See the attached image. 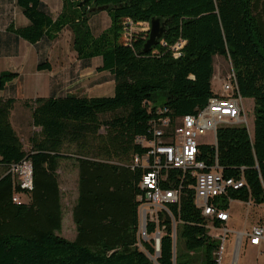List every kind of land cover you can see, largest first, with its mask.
I'll use <instances>...</instances> for the list:
<instances>
[{
  "label": "trees",
  "instance_id": "1",
  "mask_svg": "<svg viewBox=\"0 0 264 264\" xmlns=\"http://www.w3.org/2000/svg\"><path fill=\"white\" fill-rule=\"evenodd\" d=\"M60 1L53 18L41 0H14L28 24L11 22L7 33L34 46L71 29L77 59H100L96 71L110 74L114 91L110 97L70 93L24 100L32 127L39 129L28 150L10 122L16 100L0 97V264H154L149 257L156 264H217L221 242L209 235L208 221L194 204V179L181 170H169V180L161 183L180 192L179 203L167 207L171 217L161 211L158 225L146 226L150 238L157 227L161 231L158 255L152 239L139 247L140 182L147 171L132 168L134 156L146 152L136 139L152 138L153 120L203 108L215 96L213 58L223 57L241 97L253 100V135L244 126H220L216 146L200 145L197 161L208 171L216 160L224 178L245 182L216 199L220 209L228 210L229 201L264 204V0ZM105 6L109 26L94 36L90 9ZM151 19L160 20L164 33L148 52L147 33L125 41L129 22ZM36 70L49 72L51 64L40 61ZM18 77L0 72V91ZM159 94L163 102L157 105ZM25 160L32 167L31 190H22L10 172ZM66 161L77 172L72 241L59 235L58 170ZM15 194L25 200L14 203Z\"/></svg>",
  "mask_w": 264,
  "mask_h": 264
},
{
  "label": "built area",
  "instance_id": "2",
  "mask_svg": "<svg viewBox=\"0 0 264 264\" xmlns=\"http://www.w3.org/2000/svg\"><path fill=\"white\" fill-rule=\"evenodd\" d=\"M149 26L148 23L133 24L129 22L126 28L132 31L126 34L127 29L125 30V41L128 43L136 32L149 34ZM180 47L181 44L174 48V57L178 56L177 51ZM214 94L215 96L211 97L207 104L195 114L173 120L165 116L151 121L152 138L139 137L136 139V143L146 148V152L142 156H134L132 168L140 167L147 171L140 182V188L144 192L139 198L138 242L140 247L141 241L148 242L152 239L156 256L159 251L161 231L157 227L150 238L146 233V226L149 223L157 226L158 215L161 211L171 217L167 207L179 203L180 192L163 189L161 183H166L169 180V170H181L184 173L190 172L194 179V204L208 221L206 227L209 230V235L221 242L216 256L217 264H222V247L230 234L226 225L230 216L227 210L218 207L216 199L226 194L229 189H242L245 182L242 178L236 180L224 178L216 160L215 165L205 171L204 163L197 161V156L200 145L216 146V131L218 127L225 126L221 124L248 128L249 123L244 98L239 94L236 77L231 66L230 71L221 81L220 92H214ZM208 137L210 141L205 140ZM10 172L22 190L32 189V167L29 161L25 160L13 166ZM22 196L15 194L13 202H22ZM231 202L229 201V205ZM244 204L250 206V203ZM214 221H219L221 226H214ZM247 245L258 248L264 254V220L256 224L251 232L237 237L234 251L236 252L237 249L240 250ZM149 258L156 264L155 257Z\"/></svg>",
  "mask_w": 264,
  "mask_h": 264
},
{
  "label": "rangeland",
  "instance_id": "3",
  "mask_svg": "<svg viewBox=\"0 0 264 264\" xmlns=\"http://www.w3.org/2000/svg\"><path fill=\"white\" fill-rule=\"evenodd\" d=\"M50 15L56 16L60 12V0H41ZM0 36H7L6 27L11 22L18 24L20 10L16 7L14 0H0ZM88 26L94 36L101 33L109 26V19L106 12L100 11L94 13L88 21ZM149 26V30H150ZM127 29V28H126ZM132 30L127 29L129 34ZM9 50L11 57L15 56L22 44H28L25 41L16 40L9 35ZM125 36V34H124ZM125 39V37H124ZM73 34L71 29H64L58 37L51 42L45 41L46 47L54 50L50 58L52 65L51 72L40 73L39 89L37 86H26L33 78L32 68L30 64L24 62L20 54L16 58H0V72L11 71L20 74V77L11 85L0 92L4 97H13L15 100H32L37 97L63 96L65 94H76L87 97H110L113 95L114 84L109 73H98L96 68L100 65V59H93L89 62H82L77 59L76 53L72 48ZM1 46V43H0ZM40 61H43L40 60ZM39 61V62H40ZM48 61V60H46ZM214 75L220 74V79L225 77L230 71V63L223 57L215 56L213 58ZM36 71L33 70V74ZM211 89L213 92H220V82L213 78L211 81ZM163 102L161 94L158 95L157 105ZM246 107V115L248 119L249 135H253V100L244 99ZM29 115L21 119L22 126L18 125V120H14V126L20 140L25 148L29 149L28 139L37 132V128L32 127ZM221 125H229L223 123ZM210 141V138H206ZM77 172L72 165V161L62 162L58 170V181L62 193V227L59 235L66 240L72 241L75 238V227L71 218V209L75 204L77 197ZM22 200L25 198L22 196ZM230 219L227 228L230 231L228 239L225 240L222 247V264H264V254L258 248L243 246L240 250L234 251V246L239 235L251 232L252 228L258 224L263 216L264 204L250 206L232 201L227 210ZM235 252L234 258L233 254ZM192 264H199V260L195 259Z\"/></svg>",
  "mask_w": 264,
  "mask_h": 264
},
{
  "label": "crops",
  "instance_id": "4",
  "mask_svg": "<svg viewBox=\"0 0 264 264\" xmlns=\"http://www.w3.org/2000/svg\"><path fill=\"white\" fill-rule=\"evenodd\" d=\"M56 16H53V18H55ZM27 24H28V21L23 17V15L20 12V15L18 17V24H16L15 26H26ZM8 39H9L8 34H7V36H4V38H2L0 36V43H1V46H0V58H6V57L16 58V57H18L21 54L23 59H24V62L27 63V64H30V66L32 68V75H33L32 78L33 79L26 86H29V87L37 86V89H39L40 84L38 83V81H39L38 79H40V75H38V74H40V73L42 74V73L48 72V71H37L36 70V66H37L38 62L41 59L48 60V62L50 63V58H51L52 53H53L54 50L49 49L51 47H46L47 45L45 44V42H40V43H38V44L33 46V45H30V44H22L23 42H21L22 40L20 39L19 41L21 42V44H20L21 53H20V49H19V51H17V53L15 55L16 57L15 56L11 57L12 55H10L11 52H10V50L8 48L9 47V44H8L9 40ZM52 68L53 67L51 65V69ZM33 70L36 71L35 72L36 74H33ZM51 71H49V72H51ZM19 77H20V74H19ZM213 78L218 79L219 82H220V86H221V81L223 80L224 77L222 79H220V74H217V75H213ZM17 79H15V80H17ZM14 81L10 82L8 85H11ZM3 91H5V90H3ZM3 91H0V92H3ZM0 97L8 98V97H4L1 94H0ZM20 101H22V100H16V102L14 103L13 109H12V111L10 113V122H11V125H12L14 130H15L14 120H18V125L17 126H19V125L22 126L21 119L23 117L25 118V116H27V114L29 115L28 117H30L29 110L26 109L25 107H22Z\"/></svg>",
  "mask_w": 264,
  "mask_h": 264
},
{
  "label": "water",
  "instance_id": "5",
  "mask_svg": "<svg viewBox=\"0 0 264 264\" xmlns=\"http://www.w3.org/2000/svg\"><path fill=\"white\" fill-rule=\"evenodd\" d=\"M107 9V7H92L90 9V14H94L96 12H100V11H105ZM90 14H88V17L90 16ZM150 31H149V35H148V39L146 41V43L144 44L143 50L144 52H148L152 46H154L155 44H157L159 42V40L161 39L163 33H164V25L162 23H160L159 19H151L150 20Z\"/></svg>",
  "mask_w": 264,
  "mask_h": 264
},
{
  "label": "bare ground",
  "instance_id": "6",
  "mask_svg": "<svg viewBox=\"0 0 264 264\" xmlns=\"http://www.w3.org/2000/svg\"><path fill=\"white\" fill-rule=\"evenodd\" d=\"M21 195V194H20Z\"/></svg>",
  "mask_w": 264,
  "mask_h": 264
}]
</instances>
